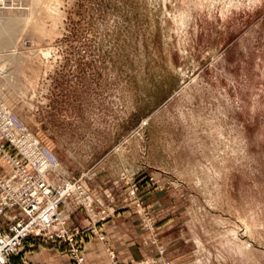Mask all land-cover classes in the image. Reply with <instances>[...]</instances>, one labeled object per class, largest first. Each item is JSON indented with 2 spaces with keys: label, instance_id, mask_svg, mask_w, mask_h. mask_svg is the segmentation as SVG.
<instances>
[{
  "label": "rangeland",
  "instance_id": "374dc122",
  "mask_svg": "<svg viewBox=\"0 0 264 264\" xmlns=\"http://www.w3.org/2000/svg\"><path fill=\"white\" fill-rule=\"evenodd\" d=\"M0 101L83 183L84 255L125 212L138 264H264V0H3Z\"/></svg>",
  "mask_w": 264,
  "mask_h": 264
},
{
  "label": "built area",
  "instance_id": "2783aa9c",
  "mask_svg": "<svg viewBox=\"0 0 264 264\" xmlns=\"http://www.w3.org/2000/svg\"><path fill=\"white\" fill-rule=\"evenodd\" d=\"M56 165L54 152L0 101V219L10 211L23 212L6 227L0 222V264H11L31 235L68 238L79 264H88L61 211L64 199L84 197L86 189L81 182H49L48 172Z\"/></svg>",
  "mask_w": 264,
  "mask_h": 264
},
{
  "label": "crops",
  "instance_id": "0c3cea01",
  "mask_svg": "<svg viewBox=\"0 0 264 264\" xmlns=\"http://www.w3.org/2000/svg\"><path fill=\"white\" fill-rule=\"evenodd\" d=\"M58 167L52 170L48 177L49 182L54 185L62 183L54 180ZM111 197V195L110 197L108 195V198ZM62 207L66 213L69 227H85L89 224V214L84 211L82 205L76 199H66L62 203ZM125 218L126 213L121 212L116 219L109 221L105 225L106 242L93 238L85 244L84 252L90 264H109L110 250H112V254H115L125 263L135 262V264H138V260L146 254L145 249L137 247V242L133 243L132 239H130L128 221ZM33 242H35V245L31 246ZM23 261H27L30 264H74L63 243L35 241L32 237L26 239L22 255L13 258L12 264H24Z\"/></svg>",
  "mask_w": 264,
  "mask_h": 264
},
{
  "label": "bare ground",
  "instance_id": "6f19581e",
  "mask_svg": "<svg viewBox=\"0 0 264 264\" xmlns=\"http://www.w3.org/2000/svg\"><path fill=\"white\" fill-rule=\"evenodd\" d=\"M11 111H12V110H11ZM57 166H58V165H56V167H57ZM54 169H55V168H53L52 170H54ZM52 170H51V171H52ZM51 171L48 172V177H49ZM48 177H47V178H48ZM66 182H68V181H66ZM83 190H85V189H83ZM85 191H86V190H85ZM65 200H66V199H64V201H65ZM64 201H63V202H64ZM55 211H56V210H55ZM63 215H64V217L67 219V217H66V213H65L64 211H63ZM66 222H67V221H66ZM85 257H86V256H85ZM87 262H88V261H87Z\"/></svg>",
  "mask_w": 264,
  "mask_h": 264
}]
</instances>
